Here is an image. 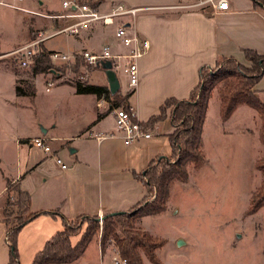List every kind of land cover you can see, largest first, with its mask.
Wrapping results in <instances>:
<instances>
[{
  "label": "crops",
  "instance_id": "crops-1",
  "mask_svg": "<svg viewBox=\"0 0 264 264\" xmlns=\"http://www.w3.org/2000/svg\"><path fill=\"white\" fill-rule=\"evenodd\" d=\"M96 1L103 10H109L116 3L138 8L134 16L124 19L130 20L127 24L131 22L138 35L149 40V47L138 61L139 83L133 88L128 86V91L122 94L133 89L128 103L142 122L159 114L160 105L168 98H189L191 90L199 83L202 66H215L223 56H233L250 65L244 55V48L253 47L264 53V10L256 7L253 0H229V9L218 13L203 11L192 5L191 2L196 0ZM114 32L115 25L100 24L78 36H65V41L61 42H54V36H51L46 39L45 45L52 51L99 50L106 42L115 43ZM115 48L118 46L115 45ZM97 71L106 69H93V73ZM261 78L254 88L264 101V75ZM87 83L110 88L108 81L102 78ZM52 85L50 91L46 90L47 86L45 88L52 103L49 113H37V109L33 113L47 117L41 116L42 119L36 121L32 135H25L15 141L19 149L23 145L28 146V157L25 155L19 162V168L7 176L0 191V208L3 209L8 185L19 183L22 191L30 194L27 214L39 213L23 224L17 234L21 264H33L35 255L56 232L64 228V218L69 222L80 216L130 211L148 194L137 174L144 171L156 157L170 156L173 151L168 138V134L173 131L169 117L153 127L151 137L127 145L118 135L100 137L115 127L114 108L104 113L103 108L108 103L106 99L94 93H78L75 83L55 84L53 81ZM215 97L214 94L210 99L204 124L203 142L206 145V124ZM218 103L220 110V101ZM28 109L25 107L26 111ZM56 109L59 110L57 115L54 112ZM28 113H31L30 109ZM37 114L35 118L40 117ZM64 122L70 124V129L62 126ZM37 137L45 139V143L51 147L50 152L24 139ZM34 147H39L41 152L36 157H29L30 149ZM170 147L171 154H168ZM57 157L68 167L63 168L56 161ZM2 212L0 264H9L10 246L6 240L8 226Z\"/></svg>",
  "mask_w": 264,
  "mask_h": 264
},
{
  "label": "rangeland",
  "instance_id": "rangeland-1",
  "mask_svg": "<svg viewBox=\"0 0 264 264\" xmlns=\"http://www.w3.org/2000/svg\"><path fill=\"white\" fill-rule=\"evenodd\" d=\"M62 1L0 0V191L7 176L19 168V162L25 155L28 157V146L23 145L19 149L15 141L32 135L36 121L41 120V116L47 117L37 113H49L52 103L45 90L46 82L51 79L55 84H74L80 80L81 73L86 72L83 65L75 71L73 66L55 62L53 71L33 76L29 67L19 64L15 54L18 48L69 21L68 18L45 16L62 13L65 10H61ZM52 38L54 42L65 41L63 34ZM46 41L43 40L42 45L48 49ZM216 67L217 64L212 66L213 69ZM86 74V82H97L100 78L107 81L106 71L93 73V68H89ZM117 76L121 93L127 92L128 77L120 71ZM18 86L26 94L18 96ZM215 95L217 99L215 97L212 101L206 124L204 165L200 169L190 167L188 181L172 185L167 209L163 213L148 214L138 221L144 231L165 241L155 250L159 264H264V206L257 213H247L252 194L263 179L262 172L256 167V161L264 152V145L258 138L260 118L256 110L241 105L229 122H222L219 116L220 97L217 92ZM101 99L108 102L103 108L104 113L116 105L114 97ZM120 105L125 106V102ZM25 107H29L31 113ZM35 109L40 117L35 118ZM54 112L57 115L59 110ZM62 124L70 129L68 122ZM24 139L30 142L33 138ZM40 152L39 147H34L30 149L29 157H36ZM168 152L171 154V147ZM15 185L17 183L10 184L4 197V208H0V213L3 211L1 215L11 226L28 215V212L23 213L21 208L10 203L16 199V192L12 189ZM151 197L148 191L147 197L139 203ZM137 208L136 204L130 211ZM90 219L77 217L68 222L77 230L73 241H78ZM119 226L118 232L123 235L124 227ZM93 239L83 256L71 264L111 263L116 250L114 238L108 239L104 249L101 248V233ZM143 260L144 264H155L144 253Z\"/></svg>",
  "mask_w": 264,
  "mask_h": 264
},
{
  "label": "trees",
  "instance_id": "trees-1",
  "mask_svg": "<svg viewBox=\"0 0 264 264\" xmlns=\"http://www.w3.org/2000/svg\"><path fill=\"white\" fill-rule=\"evenodd\" d=\"M253 1L256 7L264 10V0ZM88 3L95 6L98 2ZM42 44L41 41L38 51L28 66L33 76L53 71L52 50L44 48ZM243 51L250 65L240 62L233 56H223L216 62V69L210 65L202 66L199 71V83L191 90L189 98H168L160 105V113L145 121L144 126L153 128L158 122L169 117L173 128V131L168 134L172 144V154L156 157L144 171L137 174L152 195L150 200L147 198L143 203L138 202V208L132 211L108 214L101 223L98 216H85V218H91L90 224L81 233L76 243L71 240V237L76 234L77 230L64 218V228L56 232L44 248L35 255L33 264L71 263L83 256L88 245L94 240L93 238L100 233L101 248H105L109 238H114L120 253L128 259L129 264H144L143 253L152 262L159 264L155 250L163 246L165 241L144 231L138 225V221L148 214L163 213L167 209L172 185L178 181H188L190 167L200 169L204 165L206 160L203 150L204 124L210 99L215 92L220 97L219 111L222 121L229 120L240 105H246L257 111L261 125L259 140L264 145V101L256 94L254 88L264 75V53H260L253 47L244 48ZM80 63L81 61L78 60L72 65L75 71H78L77 67ZM75 84L78 93H94L97 96L104 95V98L108 99L114 97L115 106L125 102V106L129 107L128 99L133 89L124 95L120 89L112 93L110 88L104 85L81 83L80 81H76ZM16 91L18 96L26 94V91L19 86ZM256 167L262 172L263 179L250 199V205L247 208V213L250 214L257 213L264 206V152L262 157L256 161ZM9 187L10 184L8 189ZM12 189L16 192V199L10 202L11 205H17L22 212L24 211L23 213L27 212L30 205V194L22 191L19 183ZM37 215L39 213H29L13 226L7 223V226H11L6 236L10 246L9 264H21L17 234L23 224ZM119 225L124 227L122 228L123 235L118 232Z\"/></svg>",
  "mask_w": 264,
  "mask_h": 264
},
{
  "label": "built area",
  "instance_id": "built-area-1",
  "mask_svg": "<svg viewBox=\"0 0 264 264\" xmlns=\"http://www.w3.org/2000/svg\"><path fill=\"white\" fill-rule=\"evenodd\" d=\"M195 2L192 5L211 13H218L230 7L229 0H196ZM62 6L65 9L62 13H49L45 14V16L56 19L68 18L69 21L58 29L50 31L46 35H41L30 43L18 48L15 54L17 55L19 64L22 67H28L35 53L38 51L40 42L51 36L58 34L78 36L83 31L91 29L96 25H115V43L106 42L99 50L87 48L81 49L79 52L53 50L51 58L53 63H65L68 67L80 60L79 66L83 65L86 68V72L81 73L80 80H77L81 83L86 82L85 77L89 68H104L103 63L109 61L111 69L115 70L117 75L119 71L126 75L129 86L131 88L135 87L139 83L138 61L147 52L149 40L144 36L138 35L131 26V22L129 25L127 24L130 20H125L124 18L134 16L138 8L123 3H116L109 10H103L100 5L94 6L83 0H63ZM115 45L118 46L117 49ZM52 84L53 81L51 79L47 81V91L51 90ZM102 98H104V95ZM113 113L115 114L114 130L108 134L100 135V137L118 135L123 138L125 144L129 145L132 142L146 139L153 135V128L144 126L145 122L139 119L138 114L131 105L128 108L121 105L114 106ZM30 142L36 146L43 147L45 151H51V147L45 143V139L42 137L33 138ZM56 161L63 168L68 167L61 158L57 157ZM103 217H105L103 214L98 216L99 222L103 221ZM113 254L110 264H129L128 259L120 253L119 247L116 246Z\"/></svg>",
  "mask_w": 264,
  "mask_h": 264
},
{
  "label": "water",
  "instance_id": "water-1",
  "mask_svg": "<svg viewBox=\"0 0 264 264\" xmlns=\"http://www.w3.org/2000/svg\"><path fill=\"white\" fill-rule=\"evenodd\" d=\"M103 67H105L106 69L107 81L109 83L110 90L112 93H114L120 89V83H119L117 73L115 72V70L111 69L109 61H106L105 63H103ZM117 212L112 213V214H117Z\"/></svg>",
  "mask_w": 264,
  "mask_h": 264
}]
</instances>
